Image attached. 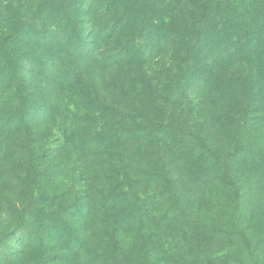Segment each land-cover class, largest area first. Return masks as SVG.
I'll return each instance as SVG.
<instances>
[{
    "label": "rangeland",
    "instance_id": "1",
    "mask_svg": "<svg viewBox=\"0 0 264 264\" xmlns=\"http://www.w3.org/2000/svg\"><path fill=\"white\" fill-rule=\"evenodd\" d=\"M100 1L93 19L39 26L28 50L0 39L14 66L0 75V264H41L56 232L84 250L49 264H264V0H236L237 34L261 43L211 67L215 97L209 60L168 27L182 1L152 19L168 37L115 28ZM119 193L115 226L100 204Z\"/></svg>",
    "mask_w": 264,
    "mask_h": 264
},
{
    "label": "trees",
    "instance_id": "2",
    "mask_svg": "<svg viewBox=\"0 0 264 264\" xmlns=\"http://www.w3.org/2000/svg\"><path fill=\"white\" fill-rule=\"evenodd\" d=\"M81 1L82 3H79L81 9L76 13L78 10L77 6H79L77 0H14L12 2V4H15L13 8L9 5L10 0H0V28H7L4 35L0 36V39H2V37L3 40L9 38L13 43V47L21 49L27 48L26 50L31 48L32 45L36 46L37 43L39 45V40L33 37L38 33L36 29H38L39 26L43 28L49 26V24L55 27L64 26L73 22V20L75 21V16L82 12H85L91 19L96 16L95 10H93L94 3L101 1L92 0L90 7L85 9L84 0ZM112 1L114 2L109 3V7H112V12L115 14L113 18L115 28L121 24L126 25L134 32L138 29V31L145 32V34L152 33L153 36L156 35L157 32H161L164 36H169L170 33L164 31V28L161 26L157 27L152 20L154 17H157L158 14H165V0ZM179 1H182V3L180 4L181 7L179 6L180 8H176L175 23H171L168 27L173 30V33L182 35L189 40L188 42L191 45V50H193L195 54L192 58L195 59V61H200L201 57H203L205 61L209 60L206 67H208L207 70L210 76H208L205 86L208 88L207 92L209 96L215 97L213 93L220 92V90H223L224 86L222 84L223 80L216 75V73H213V68L211 67L213 65L220 66V64L231 66L237 61V50L239 48L240 39H244L243 42L246 44H250V40L256 41V39L250 37V31L244 35V38H241L240 35L237 34L241 29V23L236 18V0ZM12 27H14L13 35L11 33L13 32ZM159 27H161V29H158ZM20 32L23 33L19 36ZM25 32L29 34L31 39L23 37L22 34H25ZM94 33L95 31L93 34ZM32 38L35 40L33 41ZM260 43L261 42L257 40L256 46ZM129 53H131L130 50L122 52L121 58L124 55L128 56ZM30 56V53L27 54L25 57L26 60H30ZM10 58L11 56L6 55V63L0 61V75H3L10 69L9 66H11V69H14ZM196 71H200V69L197 68ZM227 95L228 94L218 93L216 96L217 99L224 100V96ZM21 106L20 108L22 110ZM18 114L16 116H18ZM16 116L13 118H16ZM125 197L127 196L124 193H119L114 197L116 199L105 200L100 204V210L109 218H112V222L116 224L115 226L118 224L117 216L126 210L125 207L129 208V205L124 203ZM128 212H130V210ZM60 225H62L61 221ZM125 227L124 233H129L130 227ZM116 228L117 227L113 229L116 231ZM140 229L141 228L137 230ZM43 230L47 232L46 234L49 233V229ZM56 233L60 235L59 238L50 236L49 240L45 242L41 241L38 250L34 252L35 256L41 259V264L53 262L50 256L54 254L55 249L59 251L63 249L64 252L68 254L71 252V254L64 259L67 261L72 260V262L75 257H78L84 250L82 248L83 245L80 243L78 244L74 238H68L67 240V234L70 232L66 234L62 232ZM72 242L77 244L78 247L74 248ZM27 250L31 251L32 248L29 243L26 242L24 243L23 250H21V254H25ZM114 255L115 254H113L112 257H114ZM58 256L61 257L60 255ZM110 259L114 260V258Z\"/></svg>",
    "mask_w": 264,
    "mask_h": 264
}]
</instances>
